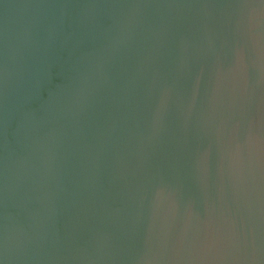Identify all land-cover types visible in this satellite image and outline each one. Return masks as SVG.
Returning <instances> with one entry per match:
<instances>
[{"label": "clouds", "instance_id": "9594fccd", "mask_svg": "<svg viewBox=\"0 0 264 264\" xmlns=\"http://www.w3.org/2000/svg\"><path fill=\"white\" fill-rule=\"evenodd\" d=\"M225 47L264 65V0H0V264H264V125L215 128L214 224L150 171L178 79Z\"/></svg>", "mask_w": 264, "mask_h": 264}, {"label": "water", "instance_id": "95a60500", "mask_svg": "<svg viewBox=\"0 0 264 264\" xmlns=\"http://www.w3.org/2000/svg\"><path fill=\"white\" fill-rule=\"evenodd\" d=\"M185 47L190 54L197 52L192 39ZM176 88L180 103L186 106L191 99V107L185 108L183 118L175 108L170 111V134L158 147L150 171L174 191L178 221L214 224L221 213L236 208L229 179L236 153L229 152L228 141L219 132L215 135V128L229 122L238 137L243 128L264 125V65L253 64L242 48L198 54Z\"/></svg>", "mask_w": 264, "mask_h": 264}]
</instances>
